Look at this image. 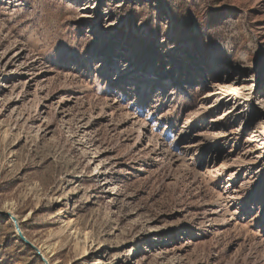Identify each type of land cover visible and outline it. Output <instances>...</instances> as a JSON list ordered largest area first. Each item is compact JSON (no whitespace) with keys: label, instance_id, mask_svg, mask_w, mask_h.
Masks as SVG:
<instances>
[{"label":"rangeland","instance_id":"374dc122","mask_svg":"<svg viewBox=\"0 0 264 264\" xmlns=\"http://www.w3.org/2000/svg\"><path fill=\"white\" fill-rule=\"evenodd\" d=\"M0 264H264V0H0Z\"/></svg>","mask_w":264,"mask_h":264},{"label":"water","instance_id":"95a60500","mask_svg":"<svg viewBox=\"0 0 264 264\" xmlns=\"http://www.w3.org/2000/svg\"><path fill=\"white\" fill-rule=\"evenodd\" d=\"M13 220L15 221V223H16V228H17V230H18V232H19V235L21 236V238L28 244V245H30L31 246V244H29L26 240H25V238L22 236V233H21V231H20V229H19V227L17 226V222H16V220L13 218Z\"/></svg>","mask_w":264,"mask_h":264},{"label":"bare ground","instance_id":"6f19581e","mask_svg":"<svg viewBox=\"0 0 264 264\" xmlns=\"http://www.w3.org/2000/svg\"><path fill=\"white\" fill-rule=\"evenodd\" d=\"M129 256L133 258V254L132 252H129ZM129 258V257H128Z\"/></svg>","mask_w":264,"mask_h":264}]
</instances>
